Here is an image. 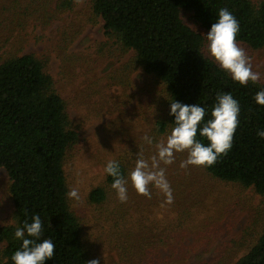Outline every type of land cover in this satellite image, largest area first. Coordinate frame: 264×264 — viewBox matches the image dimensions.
I'll return each instance as SVG.
<instances>
[{
    "label": "rangeland",
    "instance_id": "rangeland-1",
    "mask_svg": "<svg viewBox=\"0 0 264 264\" xmlns=\"http://www.w3.org/2000/svg\"><path fill=\"white\" fill-rule=\"evenodd\" d=\"M61 2L0 0V62L15 54L38 58L66 104L79 139L67 152L64 175L68 192L79 191L80 200L69 198V206L78 218L88 261L235 264L264 231V197L209 176L203 166L181 168L187 151L175 153L172 164L160 165L172 203L152 185L150 199L138 194L130 179L126 202L110 190L104 204L89 203V192L104 183L109 160L124 166L126 179L139 152L150 162L156 144L171 133L158 134L155 127L166 118L169 104L164 86L134 67L133 53L105 36L89 0H72L65 8ZM180 17L203 36L204 55L218 64L208 52V31L189 13ZM237 44L252 57L253 71L264 84V49ZM12 214L8 178L0 169V227L13 224Z\"/></svg>",
    "mask_w": 264,
    "mask_h": 264
},
{
    "label": "trees",
    "instance_id": "trees-1",
    "mask_svg": "<svg viewBox=\"0 0 264 264\" xmlns=\"http://www.w3.org/2000/svg\"><path fill=\"white\" fill-rule=\"evenodd\" d=\"M101 19L105 36L124 52H132L134 67L161 83L166 91L168 113L155 124L163 134L175 126L172 101L205 108L204 123L212 119L217 94L230 93L240 107L239 125L232 148L212 166H203L222 182L252 188L264 197V106L256 103L261 82L241 85L203 53V36L184 24L180 14L189 13L205 31L226 8L239 22L237 43L252 50L264 49V0H89ZM72 0L61 2L62 8ZM5 10V4L3 6ZM79 139L44 64L30 54L10 55L0 62V169L8 178L13 224L0 227V264H14L11 257L22 246L17 227L42 221L40 240L51 239L55 252L45 264H86L82 230L69 206L64 161ZM206 146L209 141L200 135ZM117 162V161H116ZM126 177L124 166L118 162ZM113 178L88 194L90 204L108 201ZM111 190V191H110ZM25 238L31 239L25 233ZM235 264H264V231Z\"/></svg>",
    "mask_w": 264,
    "mask_h": 264
},
{
    "label": "clouds",
    "instance_id": "clouds-1",
    "mask_svg": "<svg viewBox=\"0 0 264 264\" xmlns=\"http://www.w3.org/2000/svg\"><path fill=\"white\" fill-rule=\"evenodd\" d=\"M193 29L194 26L189 25ZM239 22L226 8L218 13V20L211 25L210 31L204 35L208 41V52L227 71L234 81L247 85L249 81L259 82L261 74L253 71L252 57L245 49L237 44ZM257 104L264 106V90L256 93L254 97ZM217 103L211 111L212 119L204 123L205 108L199 104L186 105L172 101L170 115L175 117L174 127L166 139H161L156 144L157 152L152 155L150 162L142 153L137 154L135 166L126 179L120 170L118 162L109 160L104 171L113 178L112 188L116 190L121 202L127 201V184L130 179L136 192L151 198L150 185L156 187L166 196V202L172 203V189L165 175L164 165L174 162L175 153L188 152L186 160L180 164L181 168L194 166H212L221 155H226L232 148L233 137L239 125L240 107L230 93L217 94ZM207 138L208 145L197 140V132ZM257 135L264 138V131ZM143 139L152 144V138L145 135ZM70 199L80 200L77 188H71L67 193ZM42 221L39 215L32 217V223L24 222L22 227H17L15 238L22 240V246L15 251L11 259L14 264H45L51 260L55 245L51 239L40 240L42 234ZM25 233L31 239L25 238ZM86 264H100V259H92Z\"/></svg>",
    "mask_w": 264,
    "mask_h": 264
}]
</instances>
